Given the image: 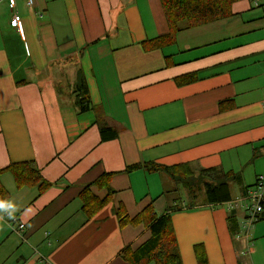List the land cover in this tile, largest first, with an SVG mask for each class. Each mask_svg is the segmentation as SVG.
<instances>
[{
  "label": "crops",
  "instance_id": "0c3cea01",
  "mask_svg": "<svg viewBox=\"0 0 264 264\" xmlns=\"http://www.w3.org/2000/svg\"><path fill=\"white\" fill-rule=\"evenodd\" d=\"M16 2L18 30L0 0V168L30 163L51 186L1 175L10 204L0 207V264H129L124 251L151 233L121 227L116 211L133 219L150 205L171 214L181 264H198L197 245L209 264H264V213L240 232L239 201L264 176V0L239 1L234 16L183 26L149 51L144 43L170 33L161 0ZM80 72L94 111L77 105ZM103 126L117 137L104 141ZM138 164L235 173L234 209L190 203L184 187L170 202L160 173L127 171ZM104 174L114 194L89 218L80 195Z\"/></svg>",
  "mask_w": 264,
  "mask_h": 264
},
{
  "label": "trees",
  "instance_id": "16d2710c",
  "mask_svg": "<svg viewBox=\"0 0 264 264\" xmlns=\"http://www.w3.org/2000/svg\"><path fill=\"white\" fill-rule=\"evenodd\" d=\"M239 1L242 0H161L170 33L144 43V48L149 51L174 44L177 34L182 30L181 27L183 26L194 28L230 18L234 16L233 5ZM76 90V101L80 107V112L94 111L82 72L79 73ZM229 106V104L222 103L220 110L223 111ZM100 130L104 141L117 137V133L109 127L103 126ZM140 169H144L148 173L167 174L175 183L186 188L195 199L198 197L197 194L204 189L207 197L206 202L212 205L231 202L230 183L239 181L238 176L232 172L224 173L221 170L210 169L202 170L199 174H196L189 165L166 167L157 164H138L128 168L127 171L131 172ZM5 173L13 175L18 188L39 184V188L45 190L46 187L51 186L43 180L39 171L30 163L13 164L5 170L0 168V177ZM113 175L104 174L93 184L87 186L81 193L80 198L83 202V210L88 214L89 218L101 210L112 198L114 192L110 184ZM91 186H96L100 190L106 189L108 197L105 200H99L91 192ZM8 198L9 194L0 180V203H6ZM116 213L121 227L126 224L133 226L144 224L151 233V238L139 249L133 251L128 248L124 251L122 256L129 264H181V256L171 214L158 217L153 205L148 206L140 215L133 219H130L123 207H120ZM229 222L235 225L237 219L231 215ZM194 252L198 264H209L207 252L203 245L195 246Z\"/></svg>",
  "mask_w": 264,
  "mask_h": 264
},
{
  "label": "built area",
  "instance_id": "2783aa9c",
  "mask_svg": "<svg viewBox=\"0 0 264 264\" xmlns=\"http://www.w3.org/2000/svg\"><path fill=\"white\" fill-rule=\"evenodd\" d=\"M7 2L9 9L13 12V16L10 20V26L18 30L22 25V17L17 13H14L17 2L16 0H7ZM26 4L29 7H32L35 4V0H26ZM239 201L243 203L242 210L246 214L245 224L241 228L240 232H249L253 229L254 225L260 221L264 213V176H259L255 185L248 189ZM228 205L230 211L234 209V205L230 202ZM23 229L24 225H19L18 233H21Z\"/></svg>",
  "mask_w": 264,
  "mask_h": 264
},
{
  "label": "rangeland",
  "instance_id": "374dc122",
  "mask_svg": "<svg viewBox=\"0 0 264 264\" xmlns=\"http://www.w3.org/2000/svg\"><path fill=\"white\" fill-rule=\"evenodd\" d=\"M160 176H162L163 178V182H164V185H163V192L164 194L166 195V198L168 199V201H172L173 199H176V198H180L185 191L182 190V186H180L179 184L175 183L171 177H169L167 174L165 173H160ZM151 187L153 185V182L150 183ZM231 189H232V192L235 193V185L234 183L230 185ZM234 188V189H233ZM152 191L151 192H155V189H151ZM197 199H199V202L200 203H203V202H206V192L205 190L203 189L202 191H200V193L197 194ZM196 199H192V198H188V202H194V203H198V202H195ZM257 224L259 223H256L254 225V227L257 226ZM254 229V228H253Z\"/></svg>",
  "mask_w": 264,
  "mask_h": 264
},
{
  "label": "clouds",
  "instance_id": "9594fccd",
  "mask_svg": "<svg viewBox=\"0 0 264 264\" xmlns=\"http://www.w3.org/2000/svg\"><path fill=\"white\" fill-rule=\"evenodd\" d=\"M10 203H0V207H8Z\"/></svg>",
  "mask_w": 264,
  "mask_h": 264
}]
</instances>
